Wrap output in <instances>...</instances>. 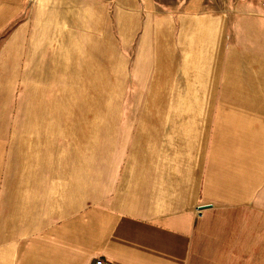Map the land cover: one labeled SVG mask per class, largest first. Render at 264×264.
Listing matches in <instances>:
<instances>
[{
  "label": "crops",
  "instance_id": "0c3cea01",
  "mask_svg": "<svg viewBox=\"0 0 264 264\" xmlns=\"http://www.w3.org/2000/svg\"><path fill=\"white\" fill-rule=\"evenodd\" d=\"M65 1L76 12L104 14L118 28L133 30L129 44H163L159 30L183 29L189 59L202 53L193 46L201 42L202 29L213 27L212 18L229 22L231 42L244 45L247 54H254L250 45L264 46V0ZM33 2L0 0V61L12 58L8 49L31 27L29 14L40 12ZM253 30H261V41ZM197 66L170 68L197 78L180 90L192 95L167 102L164 116L150 117L148 148L141 147L137 131L129 145L132 156L159 150L162 160L153 163L151 157L139 169L136 160L133 182L102 181L97 196L89 187L81 211L64 218L38 213L25 245L0 244V264H264V85L241 81L246 99L227 100L222 92L232 84L220 82L210 99H198L203 80ZM225 106L229 115H220ZM210 120L214 128L210 124L206 132ZM168 125L191 127H173L164 140Z\"/></svg>",
  "mask_w": 264,
  "mask_h": 264
},
{
  "label": "rangeland",
  "instance_id": "374dc122",
  "mask_svg": "<svg viewBox=\"0 0 264 264\" xmlns=\"http://www.w3.org/2000/svg\"><path fill=\"white\" fill-rule=\"evenodd\" d=\"M33 5L40 12L30 13L31 27L15 37L8 49L12 58L0 61V244L25 245L38 213L64 218L81 211L89 187L97 196L102 181L133 182L136 160L138 169L162 160L159 150L132 156L129 145L137 131L141 147L148 148L150 117L164 116L167 102L192 95L180 90L197 78L170 69L176 63L199 65L198 99H210L220 82L232 84L222 92L227 100L246 99L242 82L264 85L263 44L250 45L254 54H247L244 45L231 42L223 17L201 30L193 49L202 53L189 59L183 29L159 30L163 44H129L133 30L118 28L113 17L76 12L65 0ZM22 21L25 14L15 22V34ZM253 32L261 41V30ZM219 110L223 116L231 111ZM213 123L206 124V132ZM179 126H166L163 139H170L174 128L188 127Z\"/></svg>",
  "mask_w": 264,
  "mask_h": 264
},
{
  "label": "built area",
  "instance_id": "2783aa9c",
  "mask_svg": "<svg viewBox=\"0 0 264 264\" xmlns=\"http://www.w3.org/2000/svg\"><path fill=\"white\" fill-rule=\"evenodd\" d=\"M263 8H264V3L262 4ZM95 264H104L103 261L101 260H97Z\"/></svg>",
  "mask_w": 264,
  "mask_h": 264
},
{
  "label": "water",
  "instance_id": "95a60500",
  "mask_svg": "<svg viewBox=\"0 0 264 264\" xmlns=\"http://www.w3.org/2000/svg\"><path fill=\"white\" fill-rule=\"evenodd\" d=\"M208 207H209V206H203V207H201L200 209L203 210V209L208 208Z\"/></svg>",
  "mask_w": 264,
  "mask_h": 264
}]
</instances>
